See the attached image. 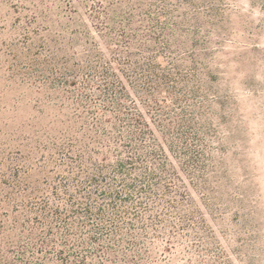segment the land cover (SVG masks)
Segmentation results:
<instances>
[{
  "label": "rangeland",
  "instance_id": "rangeland-1",
  "mask_svg": "<svg viewBox=\"0 0 264 264\" xmlns=\"http://www.w3.org/2000/svg\"><path fill=\"white\" fill-rule=\"evenodd\" d=\"M0 264H264V0H0Z\"/></svg>",
  "mask_w": 264,
  "mask_h": 264
},
{
  "label": "trees",
  "instance_id": "trees-1",
  "mask_svg": "<svg viewBox=\"0 0 264 264\" xmlns=\"http://www.w3.org/2000/svg\"><path fill=\"white\" fill-rule=\"evenodd\" d=\"M165 1V0H164Z\"/></svg>",
  "mask_w": 264,
  "mask_h": 264
}]
</instances>
